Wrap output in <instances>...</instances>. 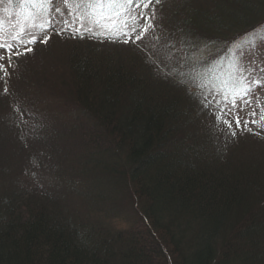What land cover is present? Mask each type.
Returning a JSON list of instances; mask_svg holds the SVG:
<instances>
[{"label":"trees","instance_id":"1","mask_svg":"<svg viewBox=\"0 0 264 264\" xmlns=\"http://www.w3.org/2000/svg\"><path fill=\"white\" fill-rule=\"evenodd\" d=\"M173 12L166 49L225 44L264 23V0H176ZM71 42L57 76L34 71L15 87L49 88L56 113L71 117L65 138L79 148L61 152L81 175L72 204L64 190L21 185L42 166L39 113L10 76V93L0 81V264H264V150L206 129L186 88L145 53ZM119 192L138 214L123 229L108 222L123 210Z\"/></svg>","mask_w":264,"mask_h":264},{"label":"rangeland","instance_id":"2","mask_svg":"<svg viewBox=\"0 0 264 264\" xmlns=\"http://www.w3.org/2000/svg\"><path fill=\"white\" fill-rule=\"evenodd\" d=\"M175 6L176 0H161L159 4H156V19L153 22L155 24L154 31L150 30L149 33L145 35L143 40L138 41L135 44H124L120 42L110 43L107 39L101 42L100 38L93 37L87 33L83 34V38L87 40L99 41L104 45L103 47L105 51H118L128 54V51L133 52L138 50L141 53H145L153 59L154 66H163L164 69L167 70L166 73L168 74V77L175 79L177 82L180 77L176 74H170L172 72V68H177L181 71L187 70L193 66L198 68L200 71H208L209 69H212L210 72L212 84L219 85L220 80L225 79L227 72L230 71L231 61L229 59L227 49L233 41H237L238 38H241L244 35L241 37L239 36L234 40L232 39V41L225 44H222L223 42H215L213 45H208L206 43L190 40L189 42L191 43H189V45L185 48H183L178 41L171 40L172 37L170 36L171 42H175V44H173L171 49H168L167 45L166 49V35H168L175 26H178L176 25V19L179 15H177L176 12H173V8ZM60 7L61 11L56 13L54 8H41L38 5L34 6L32 4H22L21 0H0V22H2L0 34L3 35L4 39L8 43L16 45L17 41L12 40L11 37L16 35L19 39L20 30L24 28L31 29V31L40 39H43L44 36L49 37L46 43H41L38 40L35 44L27 45V47H31L33 50L23 55H13L16 51L15 48L7 52L0 49V53L5 55L6 59L7 57H11L15 63L13 68L15 73L10 74L9 80L11 89L14 91V95L24 97L23 100L29 107L30 104L33 105V108L30 107L32 110L31 112L39 113V116L33 120L39 126V129H37V138L42 140V142L38 143V146L36 147L38 150L43 148L44 151V155H38V157H44L43 160L40 161L42 166L39 165L38 170H33L29 173L23 174L20 177L21 185L27 183L31 187L36 186L40 192L47 191L48 194H54L56 189L64 190V194H60L65 197L66 202H69L73 197L72 192L68 191V189H70L69 184H71V181H75L76 183L81 181V175H76L78 170L73 167L71 162L73 159L71 157L63 159L64 153L61 152L62 149H70L72 151L79 148L80 143L75 141L73 136L65 138V132L71 128V117L65 116L64 114L58 115L56 113L55 109L57 108V103L54 96L50 95L49 88H45L39 92H33L23 85L20 88L19 86L15 87V85H19L21 83L19 78L22 75L27 76L28 73L34 71L37 72L39 77L42 75L47 77V75H44L42 72L50 71L57 76V74L63 70L62 62L65 59L64 56L67 55V51L69 54L75 46V43L71 41L75 38H78V40L81 39L79 35L73 38L70 30L60 33V28L64 27L63 23L55 24V30H53V28H49L46 32L39 28L32 27L33 25L44 24L49 15L55 16L57 21L67 20L70 25L75 24L77 15L75 6L71 3L67 5L61 3ZM141 23H143V21H141ZM254 30L258 33H264V23L257 26ZM155 37H159V39H156ZM23 39L27 40L28 37L25 35ZM81 41L84 42L83 40ZM6 59L1 61V63L7 64ZM247 59H255L257 63L264 64V42L260 43L256 48L255 53L249 54ZM181 65L185 66L181 68ZM254 75H259V78L264 80V73H259L258 69ZM212 84H209V87H211ZM183 86L186 88L187 94L190 97H188L189 102H195L194 112L197 113L199 110V117L201 121L202 118L205 120L204 127H207L206 129H209L210 127L218 131L216 128L217 120L215 114L221 107H224L222 95L220 93H216L215 99H213V94L208 93V99L211 100L212 103L209 108H204L200 103L198 90H193L196 95V98H194V94H190L189 91V88L191 87L190 82L184 84ZM256 94L259 95L261 103L264 105V85L257 86ZM253 107H256L255 103L253 104ZM241 115H243V113H241ZM231 119L232 118L229 117L230 122ZM250 127L253 128V131H257L254 125H250ZM220 128L224 129V131H219L221 135L224 136L225 134V136H230V134H226L228 130L225 125L221 123ZM233 128L235 129L234 122ZM235 130L237 133H241L240 140L238 141L240 146L250 151L252 148L257 151L264 150V141L261 140L264 138V135H253L251 133L244 132L242 128ZM56 131L60 140H55L58 138L55 134ZM62 140L64 141L62 142ZM50 141L54 143V147L49 144ZM73 146L76 148L72 149ZM20 182L17 185H19ZM24 186L26 185L24 184ZM122 192H119V195L116 196L119 199V202L122 198ZM125 197H123L125 200L124 203L120 202L123 208L122 212H120V217H118L117 220H114L113 218L108 220L109 224L116 229L128 227V225L131 224L138 215L137 209L130 205ZM72 209L82 210V205L76 200L72 205Z\"/></svg>","mask_w":264,"mask_h":264},{"label":"snow or ice","instance_id":"3","mask_svg":"<svg viewBox=\"0 0 264 264\" xmlns=\"http://www.w3.org/2000/svg\"><path fill=\"white\" fill-rule=\"evenodd\" d=\"M160 2L161 0H21L22 4L54 8L56 13L61 11V3L65 5L71 3L77 10L75 24L70 25L67 20L57 21L55 16L49 15L44 24L32 27L46 32L49 28L55 30V24L63 23L64 27L60 28V33L70 30L73 38L77 35L83 38V34L87 33L100 38L101 42L107 39L110 43L124 44H135L143 40L150 30L154 31L155 5ZM0 27H2V22H0ZM25 35L28 37L27 40L23 39ZM19 37V39L16 35L11 37L12 40L17 41V44L13 45L0 34V49L7 52L15 48L16 51L13 55L19 56L33 50L27 45L35 44L38 40L41 43H46L49 38L44 36L43 39H40L29 28L21 29ZM155 38L159 39V37ZM262 42H264V33H258L256 30L233 41L227 49L231 61L230 71L227 72L225 79L220 80L219 85L212 84L210 76L212 69L200 71L193 66L184 71L172 68L170 73L180 77L178 82L181 85L190 82L189 91L190 94H194V98L196 95L193 90H198L200 103L204 108H209L212 103L208 99V93L213 94V99H215L216 93L222 95L224 107H221L215 114L216 128L218 131H224L220 128L222 123L228 130L226 134H230L233 138L237 135L235 129L241 128L244 132L253 135H264V105H262L259 95L256 94L257 86L264 85V80H261L259 75H254L257 69L259 73H264V64L257 63L255 59H247L249 54L255 53L256 48ZM5 59V55H0V61ZM10 67H13L11 57H7V64L0 63V73H2L0 81H4L5 94L8 92L7 78L10 73L7 69ZM183 67L181 65V68ZM209 84L212 86L209 87ZM254 103L256 107H253ZM229 117L232 118L231 122ZM250 125H254L257 131H253Z\"/></svg>","mask_w":264,"mask_h":264}]
</instances>
